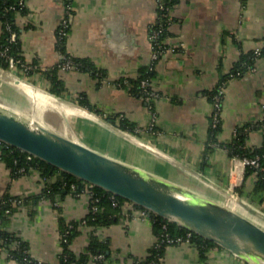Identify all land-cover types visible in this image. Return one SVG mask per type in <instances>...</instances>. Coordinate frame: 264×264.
Instances as JSON below:
<instances>
[{"label": "crops", "instance_id": "obj_1", "mask_svg": "<svg viewBox=\"0 0 264 264\" xmlns=\"http://www.w3.org/2000/svg\"><path fill=\"white\" fill-rule=\"evenodd\" d=\"M158 1L26 0V13L17 14L23 27L22 55L27 63L36 61L41 70L25 76L16 66L4 69L9 75L0 81V104L223 203L264 228V192L259 199L250 197L255 175L244 178L245 166L224 148L207 149L215 107L207 92L230 74L242 55L264 45V0H175L169 11L167 51L154 65L150 86L155 96L150 106L127 87L118 86L117 80L135 78L153 60L151 28L161 18ZM66 18L65 52L86 59L103 75L75 68L60 70L66 87L57 99L65 105L61 110L37 104L16 82L27 85L29 92H49L50 81L42 71L62 60L56 32ZM81 93L102 112L134 123L137 132L120 129L70 100ZM219 105L216 137L220 142L230 141L236 127L264 116V55L256 59L251 71L225 81ZM261 140L262 132L254 130L248 142L257 146ZM42 190L38 169L13 175L0 159V198L5 194L22 198L8 215L5 229L28 245L29 255L37 262L59 264L60 219L65 223L83 220L89 212V192L88 188L80 193L62 188L44 197ZM139 209L125 202L115 222L95 229L100 238L109 240L111 256L104 264H135L157 242L151 217L142 216ZM92 231L81 226L70 248L76 253L84 249ZM0 264L25 263L3 250ZM160 264L251 263L221 246L203 254L185 240L168 243Z\"/></svg>", "mask_w": 264, "mask_h": 264}, {"label": "trees", "instance_id": "obj_2", "mask_svg": "<svg viewBox=\"0 0 264 264\" xmlns=\"http://www.w3.org/2000/svg\"><path fill=\"white\" fill-rule=\"evenodd\" d=\"M26 0H0V68L7 69L9 66V58L12 57L16 60V67L21 70L22 75L31 76L35 72L41 70L36 61L27 63L22 55L20 35L22 28L17 22V14H24L27 11ZM164 9H160L158 5V13L160 21L152 26V31L162 29L155 37L151 38L153 51L158 53L149 65L143 66L139 69V74L135 78L121 77L117 80L118 86H125L133 94L142 97L145 102L152 106L151 97L149 93L152 91L150 82L155 74L154 65L161 57L162 49H166L165 38L167 37V26L169 18V11L172 8L175 0H159ZM159 4V3H158ZM65 24L61 23L57 29L56 36L59 44V49L63 53L61 62L50 68H46L42 73L50 81L48 91L54 95L62 96L66 90L65 83L60 76L61 65L65 60H70L71 67L69 69L88 70L93 72L94 75L102 77V70L98 69L86 60L79 59L68 55L65 52L64 44L66 35L69 30L68 19H65ZM14 33L15 37L11 39V34ZM153 33V32H152ZM264 55V45L260 48V53L255 54L252 50L238 60L230 74L221 77L219 84L212 90L207 92V95L213 102H219L222 96V87L225 81L231 76H242L251 71L256 59ZM143 81L146 84H143ZM149 96V99L147 97ZM96 114H99L103 119L112 125L127 130L130 132H137L134 123L125 118H117L115 114L104 113L98 108L94 107L88 101L87 97L81 93L77 98L70 99ZM220 126V120L214 122L212 119L211 128L209 130V139L207 142V149H213L220 146L224 148L229 155L242 158L258 157V166L246 165L244 171V178L250 174L256 177L255 184L251 190V199H259L264 192V116L260 120L248 122L241 126L236 127L234 136L228 142H220L217 137V131ZM254 130L262 132L261 143L257 146L251 145L248 142L250 133ZM0 159L11 169L13 175L26 173L31 169H38L43 177V190L41 195L44 197H51L56 192H60L62 188L68 190L73 189L75 192L80 193L88 188L89 192V212L83 220L64 222L60 219V236L62 250L59 255V264H104L111 256L109 240L100 238L95 233V229L101 226H107L115 222V217L122 210L126 199L116 196L99 186H88L87 182L82 181L77 176L67 173L54 165L46 162L45 160L31 155L23 150L15 148L0 140ZM22 169V170H21ZM239 192L240 191L239 189ZM261 200V199H260ZM263 200V199H262ZM22 203V198L5 194L0 198V252L6 251L8 254L29 264H38L28 253V245L17 237L14 233L5 229V224L8 215ZM137 208L142 206L134 204ZM95 208V209H94ZM8 210V211H7ZM116 215V216H115ZM152 228L157 236V242L149 249L148 256L140 261L135 260V264H160V258L164 252L165 246L168 244L167 237L177 238L181 237L187 239L189 242L195 244L201 253L204 254L209 248L218 247L213 241L202 238L186 229L170 222L163 217L150 212ZM86 225L93 229L89 235L87 245L80 252H74L70 248L73 239L80 233V227ZM100 255L99 258H94Z\"/></svg>", "mask_w": 264, "mask_h": 264}, {"label": "water", "instance_id": "obj_3", "mask_svg": "<svg viewBox=\"0 0 264 264\" xmlns=\"http://www.w3.org/2000/svg\"><path fill=\"white\" fill-rule=\"evenodd\" d=\"M5 74L9 75L0 68V76L6 78ZM0 140L213 241L251 264H264V228L223 203L106 155L3 104Z\"/></svg>", "mask_w": 264, "mask_h": 264}, {"label": "built area", "instance_id": "obj_4", "mask_svg": "<svg viewBox=\"0 0 264 264\" xmlns=\"http://www.w3.org/2000/svg\"><path fill=\"white\" fill-rule=\"evenodd\" d=\"M158 3H159V8L160 9H164V5L160 2V1H158ZM168 21V23H169V20H167ZM65 20H63V24H65ZM162 29H159V30H154L153 31V33L151 34V38H153V37H155L160 31H161ZM15 37V34L14 33H12L11 34V39H13ZM260 48L261 47H257V48H255V54H259L260 53ZM171 50V49H170ZM165 51H167V49H162L161 50V52L163 53V52H165ZM157 55H158V53L156 52V51H153V54H152V58L154 59V58H156L157 57ZM9 66L10 67H13V66H16V60H14L12 57H10L9 58ZM61 67H62V69H64V70H66V69H69L70 67H71V63H70V60H65L64 62H63V64L61 65ZM143 84H146V82L145 81H143ZM149 96L150 97H153V96H155V94H154V92L153 91H151L150 93H149ZM149 96L147 97V99H149ZM219 102H215V107H214V111H213V120H214V122H217V121H219L220 120V111H219ZM239 160H240V162L242 163V165L243 166H246V165H253V166H258L259 165V162H258V157L257 156H255V157H248V156H244V157H242V158H239ZM22 170V169H21ZM89 184V183H88ZM88 186H92L91 184H89ZM95 209V208H94ZM8 211V210H7ZM139 212H140V214L142 215V216H150V212L151 211H149L148 209H146V208H140L139 209ZM152 213V212H151ZM60 239H61V236H60ZM188 241L187 239H183V238H181V237H177V238H175V239H173V238H170V237H167L166 238V241H167V243H172V242H177V241ZM99 257H101L100 255H98V256H95L94 258H99ZM28 262H29V264H32L31 263V260H28ZM38 264H43V263H41V262H38Z\"/></svg>", "mask_w": 264, "mask_h": 264}, {"label": "bare ground", "instance_id": "obj_5", "mask_svg": "<svg viewBox=\"0 0 264 264\" xmlns=\"http://www.w3.org/2000/svg\"><path fill=\"white\" fill-rule=\"evenodd\" d=\"M47 93V92H46ZM31 96L34 97L35 101L36 102H39L40 104L44 105V106H50V107H53V108H62L64 105L63 102L57 100V98L52 95V94H40L36 91H31ZM2 105V104H1ZM5 106V105H4ZM8 107V106H6ZM10 110L14 111L15 113L19 114L18 112H16L14 109L8 107ZM71 108V107H70ZM62 110V109H61ZM65 110V109H64ZM261 217V216H260ZM263 217V216H262Z\"/></svg>", "mask_w": 264, "mask_h": 264}, {"label": "rangeland", "instance_id": "obj_6", "mask_svg": "<svg viewBox=\"0 0 264 264\" xmlns=\"http://www.w3.org/2000/svg\"><path fill=\"white\" fill-rule=\"evenodd\" d=\"M6 79H8L7 77H6ZM0 81H5V78H3L2 76H0ZM16 84L19 86V88L24 92V93H26V94H28L29 95V93H30V97L35 101V99H34V97L33 96H31V92H29V90L30 89H28L27 88V85H25L24 83H21V82H16ZM30 88H33V89H35L32 85L30 86ZM37 91V90H36ZM45 94V93H44ZM36 102V101H35ZM37 104H40L39 102H36ZM42 105V104H41ZM42 106H44V105H42ZM16 112H18V111H16ZM18 113H20V112H18ZM20 115H23L22 113H20ZM37 121V120H36ZM39 124H41L39 121H37ZM42 125V124H41Z\"/></svg>", "mask_w": 264, "mask_h": 264}]
</instances>
